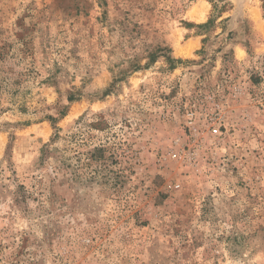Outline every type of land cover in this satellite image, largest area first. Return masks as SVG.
Instances as JSON below:
<instances>
[{
  "label": "rangeland",
  "instance_id": "374dc122",
  "mask_svg": "<svg viewBox=\"0 0 264 264\" xmlns=\"http://www.w3.org/2000/svg\"><path fill=\"white\" fill-rule=\"evenodd\" d=\"M0 70V264H264V0H0Z\"/></svg>",
  "mask_w": 264,
  "mask_h": 264
},
{
  "label": "trees",
  "instance_id": "16d2710c",
  "mask_svg": "<svg viewBox=\"0 0 264 264\" xmlns=\"http://www.w3.org/2000/svg\"><path fill=\"white\" fill-rule=\"evenodd\" d=\"M1 71V70H0ZM6 80V78H1L0 79V87H2L1 86V82H3V81H5ZM6 85H7V83H5ZM53 120V119H52ZM55 137H56V135H55ZM49 152V150H48V146H45V148H44V150H43V153H48Z\"/></svg>",
  "mask_w": 264,
  "mask_h": 264
}]
</instances>
